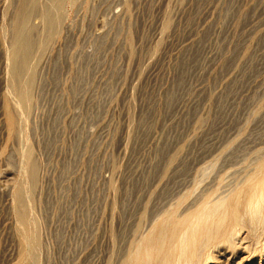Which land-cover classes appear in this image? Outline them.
<instances>
[{
    "label": "rangeland",
    "instance_id": "1",
    "mask_svg": "<svg viewBox=\"0 0 264 264\" xmlns=\"http://www.w3.org/2000/svg\"><path fill=\"white\" fill-rule=\"evenodd\" d=\"M57 1L0 0V264H122L147 220L193 201L201 158L240 174L264 149V0Z\"/></svg>",
    "mask_w": 264,
    "mask_h": 264
},
{
    "label": "bare ground",
    "instance_id": "2",
    "mask_svg": "<svg viewBox=\"0 0 264 264\" xmlns=\"http://www.w3.org/2000/svg\"><path fill=\"white\" fill-rule=\"evenodd\" d=\"M58 3L60 4L59 0L57 1V4ZM55 7L59 8L60 5L59 7L55 5ZM53 12L51 16L49 15V20L56 25L55 22L59 20V17L58 20L55 19V17L58 15L59 10L57 9L55 11L57 13ZM31 13L32 9L27 4L23 5L18 13L16 33L12 43L13 69L11 68L17 80L24 75V72L26 73L27 68L30 69V65L28 66V56L31 49L29 33V19ZM51 23L49 25L54 26ZM54 28L56 27L54 26ZM51 30L53 29L51 28ZM29 81L31 80L28 79V84L30 83ZM13 83L12 80V86ZM17 90L21 98L20 100H27L29 98V94L23 86L18 84ZM16 100H19V98H16ZM20 105L23 106L24 104ZM28 105L29 104H27V106ZM8 106L6 108L7 122L11 135L15 131V116ZM262 150L257 158L256 156L254 157L256 158V160L253 161L254 163L251 162L254 160L251 156L253 159L248 163L253 164L250 167L248 166L249 168L240 174L238 173L240 172V168H237L238 170L236 171V168L234 169V166H232V158L228 160L230 163L226 162L220 166V163H223L221 159L222 161L220 160L219 164H217L220 168H217V172L214 174L213 171L216 167V163H214L215 160L211 158L212 160L208 159L209 161H207V154V157L205 156L206 158L203 157L204 155H201L203 158L200 159L199 155V162L196 160L198 165L197 178L193 185V187H195L194 191L196 190V195L194 199H191L193 201H190L189 205L187 203V206L180 212L177 208L171 211L165 210V213L159 218L150 219L151 221L147 220V222H150L149 225L147 223L148 228L144 231L142 230L133 240L130 239L132 241L129 242L128 248L126 247L127 251H125L126 249L123 251L125 255L122 264H219L225 261L223 258L228 257V253L230 252L234 257L239 252L245 253V259L250 261H253L257 256H260L261 259L264 255V149ZM212 153H209V155H212ZM223 154L226 153L223 152ZM227 155L228 153L225 155V158L228 157ZM214 157H216V155ZM221 158H224V155ZM218 159L219 158H217V160ZM234 163L237 164L236 162ZM31 167L33 170L34 166L31 165ZM244 168L245 167H243V169ZM212 172L215 175L214 177H212ZM186 196L184 198L182 197V199L190 197L189 195ZM17 197L19 201L23 199L20 190L17 193ZM178 201L179 200L176 202L178 203ZM181 203V205H183L182 201ZM174 205L177 204L175 203ZM23 208L24 205L19 208L18 216L19 219L26 220L25 208ZM126 243L125 246H127ZM26 254L29 253L26 252ZM120 261L121 259L119 262Z\"/></svg>",
    "mask_w": 264,
    "mask_h": 264
}]
</instances>
